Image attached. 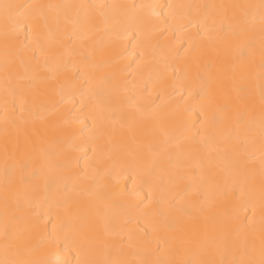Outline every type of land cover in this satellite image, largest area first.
<instances>
[{
    "label": "snow or ice",
    "instance_id": "snow-or-ice-1",
    "mask_svg": "<svg viewBox=\"0 0 264 264\" xmlns=\"http://www.w3.org/2000/svg\"><path fill=\"white\" fill-rule=\"evenodd\" d=\"M129 7L150 10L134 14L129 26L143 31L163 22L174 34L173 63L165 68L176 73L174 91L152 110L147 125L138 119L144 105L129 95L121 71H109L113 62L104 58L121 25V10ZM167 7L169 15L161 19L157 4L0 0L5 156L0 264H264V0ZM25 29L31 38L26 34L20 42ZM241 37L243 44L233 50L232 41ZM18 89L32 97L21 113L15 106ZM193 89L199 107L195 122L187 104ZM52 93L60 101L49 110L45 99ZM54 113L60 114L59 123L49 121ZM84 120L91 121L88 151L97 158L89 170L75 172L73 158L55 151L51 138ZM79 134L68 135L70 148L82 150L75 144ZM145 150L152 157L147 163ZM121 154L144 191L135 205L123 203V191L108 183L113 173L105 160ZM17 155L42 159L41 175L51 168L68 173L61 177L62 215L51 230L41 227L43 215L33 220L27 211L36 185L21 174L23 188L16 187V165L8 160ZM61 155L66 158L58 162ZM257 176L258 200L234 202L232 194L237 189L243 194ZM129 208L143 223L120 211ZM134 222L137 227H129Z\"/></svg>",
    "mask_w": 264,
    "mask_h": 264
},
{
    "label": "bare ground",
    "instance_id": "bare-ground-1",
    "mask_svg": "<svg viewBox=\"0 0 264 264\" xmlns=\"http://www.w3.org/2000/svg\"><path fill=\"white\" fill-rule=\"evenodd\" d=\"M15 3L28 4V3H95V4H119V5H141V4H157L160 6L158 11L161 14V19L169 15V9L167 5L170 4H182V3H259V0H13ZM149 9H131L124 8L121 10L122 20L121 25L114 30V34L111 37V43L104 49V58L112 61L111 70H120V82L126 84L129 89V95L134 96L141 104L144 105L143 113L139 115L138 119L144 124H151L150 118L152 110L160 103L164 102L174 91V85L176 84L175 75L171 71L166 72L167 65L173 63L170 58L169 49L174 44V34L168 25L160 22L153 25L143 26V31L137 28L133 23L129 26L130 18L135 14L137 17L148 13ZM99 19V18H98ZM127 28V35H124V29ZM167 28V31L165 29ZM31 38V33L26 29L20 33L19 40L24 42L26 38ZM103 33L98 34L97 37H93V40L103 36ZM107 43V37H105ZM244 38H238L233 40L231 47L233 50L243 44ZM86 43H91L88 41ZM149 47H145V44ZM179 47V45H175ZM258 46V45H257ZM233 54L235 52L233 51ZM3 60V43L0 39V62ZM118 61V62H116ZM150 61V62H149ZM257 57V64H258ZM179 67L182 64L176 62ZM22 72V70H21ZM164 75L166 79L163 82L159 77ZM60 81L64 80L63 76L59 77ZM220 79L223 80V74H220ZM16 97V109L18 113L21 110L31 106L32 97L26 92L17 90ZM196 90L193 89V95L187 98V104L193 108V112L190 114L191 121H197L199 113L198 102L195 99ZM60 96L52 93L45 99V107L49 110L59 105ZM174 104L175 101H171ZM68 108L72 105L66 106ZM75 108L79 109V104H75ZM27 115L26 112L22 113ZM73 115H80L79 112H74ZM50 122L59 123L60 114L54 113L48 117ZM4 92L3 81L0 78V219H2V204L4 196V181H5V156L3 152V136H4ZM199 120H203V116H199ZM90 120H84L82 124L74 125L72 128L61 127L56 135L51 139L55 142V151L67 153L68 156L73 158V171L79 172L81 169L89 170L88 165L94 159L96 155L88 151L89 148V136L90 130L87 125H90ZM37 126H40V122H37ZM199 127V123L196 125ZM80 129H84L80 132ZM72 132L80 133L75 141L76 145L82 150L76 148H70L68 144V135ZM127 134V133H126ZM159 141H163V136H158ZM47 147V145H45ZM174 151L175 149H170ZM87 152V155H85ZM66 157L64 155L59 156L58 162H62ZM151 155L145 150L144 161L150 162ZM9 166L16 165V187L22 189L23 186L18 183V177L22 174L26 177L29 183L36 185L35 190H30L28 199L31 201L32 206L27 209L33 220H38L41 215L44 219L41 224L42 228L51 230L53 225L57 223V215L61 214L57 205L61 202L63 196V183L61 177L68 175V173L59 168L45 169L44 175H41L40 170L44 167L42 159H33L30 155H17L15 159L8 160ZM105 167L109 168L113 176L108 183L114 188L119 187L124 195L120 197L121 201L125 204L135 205L139 203L144 197V191H141L139 177L134 168L129 167V160L126 156L121 154L119 157L113 156L111 159L105 160ZM127 168V171L125 169ZM47 177V182L45 181ZM146 191V189H145ZM238 198V199H237ZM259 198V179L254 184L245 186L243 194L237 189L231 196V199L236 203H243L248 199ZM156 207L155 202L152 205ZM121 213L127 211L132 217L139 219L143 223V217L135 208L121 209ZM241 215H248V213H241ZM123 220V215L120 216ZM259 220V213H257V222ZM146 227L148 225H145ZM131 228H136L137 224L134 222L129 225ZM131 258V255H129Z\"/></svg>",
    "mask_w": 264,
    "mask_h": 264
}]
</instances>
